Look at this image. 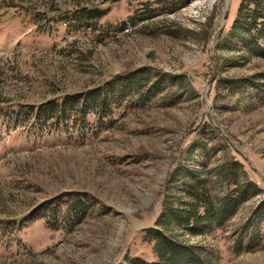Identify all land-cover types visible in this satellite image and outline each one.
Wrapping results in <instances>:
<instances>
[{"label": "rangeland", "instance_id": "374dc122", "mask_svg": "<svg viewBox=\"0 0 264 264\" xmlns=\"http://www.w3.org/2000/svg\"><path fill=\"white\" fill-rule=\"evenodd\" d=\"M238 4L0 0V264L152 261L141 231L193 172L216 199L230 174L258 192L221 228L169 233L218 264H264V102L222 82L264 73V59L220 43ZM138 71L140 100L87 134L34 124L39 105Z\"/></svg>", "mask_w": 264, "mask_h": 264}, {"label": "trees", "instance_id": "16d2710c", "mask_svg": "<svg viewBox=\"0 0 264 264\" xmlns=\"http://www.w3.org/2000/svg\"><path fill=\"white\" fill-rule=\"evenodd\" d=\"M85 17L94 18L88 14ZM220 43L226 49L239 48L241 57L264 59V0H239L235 16ZM147 81V76L140 71L125 73L110 77L105 83L83 93L51 99L38 106L34 113V124L39 128L47 124L54 129L69 127L74 132L87 134L88 129L104 125L103 120L110 118L126 98L140 100V90ZM222 82L228 94L245 90L264 102V73ZM152 88L157 91V84ZM180 176L182 199L176 206L163 201L154 225L141 231L142 240L151 246L153 260L125 257L117 264H218L205 247L179 242L169 233V229L176 228L190 236H202L213 228H221L258 189L252 182L242 189L230 174L223 179L226 194L216 199L210 195L205 180L196 172ZM74 213L76 216L77 212ZM46 216L50 215H41L42 218ZM255 241L256 232L249 234L248 247L251 248Z\"/></svg>", "mask_w": 264, "mask_h": 264}, {"label": "water", "instance_id": "95a60500", "mask_svg": "<svg viewBox=\"0 0 264 264\" xmlns=\"http://www.w3.org/2000/svg\"><path fill=\"white\" fill-rule=\"evenodd\" d=\"M228 8H229V4H227V6H226V11L228 10ZM225 20H226V16H225L224 19L222 20V23H221V27H220V29L223 28V25H224V23H225Z\"/></svg>", "mask_w": 264, "mask_h": 264}]
</instances>
